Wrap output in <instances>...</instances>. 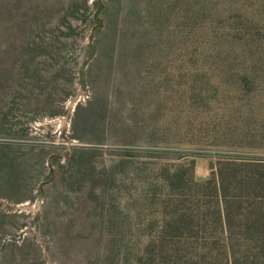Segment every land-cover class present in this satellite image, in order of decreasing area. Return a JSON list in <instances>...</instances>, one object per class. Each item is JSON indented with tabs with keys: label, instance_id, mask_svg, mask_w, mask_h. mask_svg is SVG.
<instances>
[{
	"label": "rangeland",
	"instance_id": "1",
	"mask_svg": "<svg viewBox=\"0 0 264 264\" xmlns=\"http://www.w3.org/2000/svg\"><path fill=\"white\" fill-rule=\"evenodd\" d=\"M255 186L264 0H0V264H264Z\"/></svg>",
	"mask_w": 264,
	"mask_h": 264
},
{
	"label": "trees",
	"instance_id": "2",
	"mask_svg": "<svg viewBox=\"0 0 264 264\" xmlns=\"http://www.w3.org/2000/svg\"><path fill=\"white\" fill-rule=\"evenodd\" d=\"M246 172L244 173L247 179V182L251 183L254 179V182L257 180V170L262 167V165L252 163V162H243L241 164ZM219 177V184L221 188L223 187L224 179L222 175L217 172ZM243 176V174L241 175ZM263 180V179H261ZM258 190V193L264 192V186H255ZM223 196V202L225 206L223 207V211L220 212L218 209V219L222 221H227L230 223V215L228 214V206L226 203L225 194ZM264 196V195H261ZM259 215L257 217L261 221L262 225H264V202L261 201ZM195 207H191V209H184L181 213H178V220L184 224L186 227H191L189 231L182 232L186 237L191 238L193 241V249L195 251V257L199 263L210 264L215 262H219L221 264H238L241 256L244 257V253L241 249H237L236 245L233 243L232 229L230 225L227 226V231L225 227L220 228V231L206 228V218H204L205 214L198 209V211L193 214L191 213ZM181 210V208L179 209ZM264 233V231H262ZM214 234H218L215 236ZM221 235L225 236L221 238Z\"/></svg>",
	"mask_w": 264,
	"mask_h": 264
},
{
	"label": "water",
	"instance_id": "3",
	"mask_svg": "<svg viewBox=\"0 0 264 264\" xmlns=\"http://www.w3.org/2000/svg\"><path fill=\"white\" fill-rule=\"evenodd\" d=\"M101 5H102V2L99 1V5H98V7L95 9V11H94V16L98 17V12H99V10H100V8H101ZM100 24H101V22L99 23V25H100Z\"/></svg>",
	"mask_w": 264,
	"mask_h": 264
}]
</instances>
